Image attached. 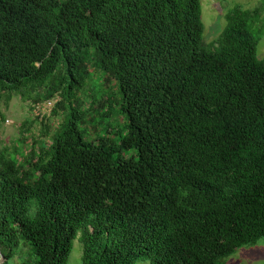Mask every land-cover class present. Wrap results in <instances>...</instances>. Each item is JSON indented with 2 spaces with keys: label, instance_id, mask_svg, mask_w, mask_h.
<instances>
[{
  "label": "trees",
  "instance_id": "trees-1",
  "mask_svg": "<svg viewBox=\"0 0 264 264\" xmlns=\"http://www.w3.org/2000/svg\"><path fill=\"white\" fill-rule=\"evenodd\" d=\"M201 12L0 0V103L57 99L52 131L0 151V264H68L75 240L82 264H222L264 239V0L208 44Z\"/></svg>",
  "mask_w": 264,
  "mask_h": 264
},
{
  "label": "rangeland",
  "instance_id": "rangeland-1",
  "mask_svg": "<svg viewBox=\"0 0 264 264\" xmlns=\"http://www.w3.org/2000/svg\"><path fill=\"white\" fill-rule=\"evenodd\" d=\"M261 0H200L202 12L201 21L204 25L203 40L206 44L216 40L223 28L225 20L223 14L233 5H240L244 9H254L259 6ZM257 39V58L264 61V13L259 24L252 32ZM96 79V78H95ZM57 99H55V102ZM31 102H22L16 97L7 106L0 103V151L7 150L11 158L13 151L21 144L30 147L34 141H39L48 128L52 131L56 121L48 117L49 111L31 108ZM117 118L106 120L98 128V135H105L104 129L107 122L115 128L118 124ZM46 129V130H45ZM23 133V135H22ZM89 137V136H88ZM96 137V136H95ZM93 137V138H95ZM24 138L25 140H22ZM16 159V158H15ZM82 248L78 240L73 242V250L70 254L68 264L81 263ZM20 254L5 264H20ZM137 264H149L146 260H139ZM222 264H264V239L259 240L256 245L242 247L230 257L222 261Z\"/></svg>",
  "mask_w": 264,
  "mask_h": 264
},
{
  "label": "built area",
  "instance_id": "built-area-1",
  "mask_svg": "<svg viewBox=\"0 0 264 264\" xmlns=\"http://www.w3.org/2000/svg\"><path fill=\"white\" fill-rule=\"evenodd\" d=\"M54 103H55V99L42 103L41 105L37 106L36 109L50 112L52 110Z\"/></svg>",
  "mask_w": 264,
  "mask_h": 264
}]
</instances>
